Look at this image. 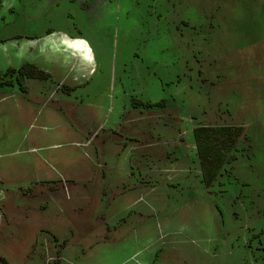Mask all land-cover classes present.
<instances>
[{"label":"rangeland","instance_id":"374dc122","mask_svg":"<svg viewBox=\"0 0 264 264\" xmlns=\"http://www.w3.org/2000/svg\"><path fill=\"white\" fill-rule=\"evenodd\" d=\"M54 31L88 42L93 68L58 39L48 40ZM30 92L67 99L66 116L87 114L83 126L94 131L89 165L81 158L63 169L81 180L88 172L103 177L83 181L82 195L69 203L131 202L128 191L143 178H128L129 172L147 174L149 167L159 174L147 196L152 264H161L158 257L165 264H264V0H0V96ZM80 104L85 112L69 108ZM15 108L21 106L0 99V123L8 126ZM52 116L43 121L63 126L66 119L70 127V118ZM201 124L243 125L246 133L236 158L209 186L199 174L192 136ZM118 152L124 167L113 162ZM59 153L78 156L71 148ZM17 154L3 158L4 185L12 191L29 178L17 164H33L28 154ZM180 156L187 170L174 178L184 164L169 162ZM131 159L141 162L129 167ZM117 170L128 180L121 179L123 185L115 183ZM36 183L24 194H0V264H113L114 244L98 248L93 240L101 226L97 211L65 208L63 195L48 194V182ZM55 197L63 209L49 207ZM144 203L138 200L136 208ZM100 213L106 222L101 237L108 240L120 217ZM78 251L82 259L75 258Z\"/></svg>","mask_w":264,"mask_h":264},{"label":"crops","instance_id":"0c3cea01","mask_svg":"<svg viewBox=\"0 0 264 264\" xmlns=\"http://www.w3.org/2000/svg\"><path fill=\"white\" fill-rule=\"evenodd\" d=\"M86 44H88V42ZM88 45L87 47L90 51L91 58H88V60L90 61H88L87 65L89 66V68H93V65H95L94 55ZM78 53L79 52H77V55ZM0 99H8L11 102H13V104L18 103L21 106V109L18 108L13 109V113L9 117L10 119L8 118L9 127L0 123V194L1 196L5 198L4 196L9 194L11 195L24 194L26 189L32 188V186L39 185L36 182H44V184L48 182L47 186L52 187V190L50 191H53V192L49 191L48 194L52 196L63 195L62 197H64V199L61 198L62 203L58 202L57 200L53 202V200L56 199V197L52 198L49 207L54 204L59 208V210H61L63 209L61 205L67 204L65 205V208L66 206H70L73 208V210H82L84 207L86 208L88 204L85 206L78 205L76 208V206H74L75 204L72 202L69 203V201H72L73 198L82 195L81 193H83V189H80L78 187L82 185L83 181L89 182L88 178L97 179L99 175L100 177H103V173L99 172L98 174L97 171L94 174H90V172H88V175L86 176L87 178L81 180L78 176H73V174L71 173L69 174L65 173L66 172L65 170L67 168L68 163H72L74 161L77 164L81 158H84V162L88 163L89 165L90 157H89V153L87 152L89 151L88 144L91 139L90 136L94 133V131H91L92 134L90 135V133L87 131V127L83 126L85 125L84 121L86 123L87 121H89L87 114L86 116L80 114L75 119H72L69 116L70 115L69 113L68 116H66V113L69 110L66 107L67 99H62L55 95L47 97L44 94H37L36 92H30V94H28L27 96L24 94H15L14 96L13 95H6L4 97L0 96ZM62 100L64 104H62ZM79 107L82 111L85 112L84 110L85 107L83 105L76 107H69V108H72L73 110H77ZM57 113H60L63 116L71 119V120L68 119V124L70 125V127L67 126L66 119H65V123H63V126L62 123L61 124L57 123L56 120H52L50 122L43 121L44 116L47 115L50 118L53 115L52 119H56L54 116H57ZM25 115H28L27 119L29 120V123L26 126L24 123L25 120H23ZM118 115L119 112H117L116 116ZM107 121L108 119L105 118L102 119V121L99 123L97 128H99V126L103 122H107ZM79 124H82V126H80ZM43 128L45 129L43 130ZM69 131L71 132L72 135L74 132L75 137H72V135L67 136L66 133L67 132L70 133ZM26 140H28V142H25ZM6 142H12L11 146L14 144V148H10L11 146L4 147V144ZM67 144H71V145H67ZM146 146H150V144L146 143L145 147ZM141 147L143 146L141 145ZM68 148H71V150L76 151L78 156L84 153L83 157H80L77 160L78 156H72L69 155V153L66 155H62L59 153V152L63 153V151L68 150ZM194 148H195V143H194ZM135 149L136 148H134V150ZM41 151H43V153H41ZM137 152H140V150ZM195 152H196V148H195ZM16 153H18L17 155H21L22 157L25 154H28L29 156H31L30 160L31 163L33 164L29 165L27 168L24 167L23 163L17 164L18 168L23 169L22 170L23 173H28L29 178L26 183L23 184L20 183V185L16 186L15 189H13L12 191L10 185L8 186L4 185L6 180L9 179V177H7L8 175H6L8 173L6 168L8 164L4 161L3 158L4 156H10ZM117 154L118 156H116V160H114L113 162H115L116 166H118L119 168L121 167V163L123 162L122 166L124 167V162H126V160L124 159L125 160L124 161L122 157H120L121 155L119 152ZM70 158H73V160ZM128 158H130L129 155ZM119 159H122L120 163L118 162ZM134 159H137V157ZM139 160L140 159H138V161ZM133 161L134 160L131 159V163L130 162L128 163L129 167H132L134 165L135 162ZM137 162L135 164H137ZM144 162L146 163V158H144ZM169 163L175 165L176 164L178 165L179 163L184 164L183 166L178 165V170H180L181 172L180 174L177 175V177H175L173 174L172 175L174 176V178L185 176V171L187 170L186 168L187 165H185L187 164V160L185 157L182 158L181 156L177 157L174 159V161H171ZM45 165L55 168L56 171H50L48 166L43 168V166ZM10 169L16 170L17 168L10 166ZM147 170L149 171L147 172V174L146 173L142 174L141 170L140 171L136 170L135 173L129 172L128 178H132L134 180L135 178L138 179H141V177L143 178L133 186V189H130L128 191L129 193L131 192L134 195L131 202L122 203L117 206L113 204L108 206L106 204L102 206H99V204H97V207L94 204L88 205V207H93L97 211L95 212L93 217H95V220H97L99 224H101L100 230H96L93 232L94 242H97V244H99L98 248L101 247L103 244L113 243L114 248L117 249V257L116 259H114L113 264H152L153 256H154V252H152L151 249L153 247L152 245L153 220L151 219L152 215L150 211H148L151 204L149 200H147V196H151V194L153 193L154 186L152 180L153 177L159 174L152 173L149 167H146L145 172ZM198 170H199V174L201 175V170L199 165H198ZM116 174L118 177L115 183L119 185H123L120 184L121 179H123V181L127 179L121 177L122 174L120 170L119 171L117 170ZM36 189L34 190V192L40 193V191L42 190V185L36 187ZM29 192L30 190L27 191V193ZM100 196H101V191L99 192L98 195L99 201L102 200ZM3 198L1 201H3ZM138 200L139 201L143 200L145 202L144 203L145 208L142 207L136 208V204L138 203ZM65 201H67L68 203H64ZM103 209L105 211H110L111 213L114 214V216L109 214L110 218H114L115 220H117V216L120 217V220L116 221V223L114 224L112 230L113 234L110 236L108 240H104L102 239L103 237H101L102 234L104 233V229H105L104 225L106 224V222L103 221V218L100 213V211ZM117 212L119 214H117ZM162 233L163 231L159 236H157L158 239H161V237L163 238V236H161ZM209 237L210 236L208 235L206 239H204L206 243ZM80 238H84V234L82 232H80ZM99 240L101 241L99 242ZM90 247L91 246L88 247L89 250L91 249ZM89 250H87V256L89 255ZM81 253H85L84 248L82 249ZM81 253L80 251L76 252L75 258L82 259L84 255ZM158 258H157L158 263L159 262L161 264L166 263L165 260H159Z\"/></svg>","mask_w":264,"mask_h":264},{"label":"trees","instance_id":"16d2710c","mask_svg":"<svg viewBox=\"0 0 264 264\" xmlns=\"http://www.w3.org/2000/svg\"><path fill=\"white\" fill-rule=\"evenodd\" d=\"M243 125H206L193 127L192 136L201 170L202 181L212 184L221 168L236 158V145L246 137Z\"/></svg>","mask_w":264,"mask_h":264},{"label":"bare ground","instance_id":"6f19581e","mask_svg":"<svg viewBox=\"0 0 264 264\" xmlns=\"http://www.w3.org/2000/svg\"><path fill=\"white\" fill-rule=\"evenodd\" d=\"M95 5H98V2H95ZM98 8V7H97ZM48 40L52 41L53 39H58L59 41L62 42L63 46H67L66 49H71L73 50L76 54L78 53V56L80 57V59H82L81 57H83L85 60L88 58H91L90 55V51L87 47V44L85 43L84 40L79 39V38H69L67 36L61 35L59 32L54 31L49 38H47ZM42 40V39H41ZM40 41V40H39ZM38 40H36L35 42H39ZM66 49H62L60 50L61 52H67Z\"/></svg>","mask_w":264,"mask_h":264},{"label":"flooded vegetation","instance_id":"af4514ba","mask_svg":"<svg viewBox=\"0 0 264 264\" xmlns=\"http://www.w3.org/2000/svg\"><path fill=\"white\" fill-rule=\"evenodd\" d=\"M84 59V58H83ZM85 60V59H84ZM87 60V59H86Z\"/></svg>","mask_w":264,"mask_h":264}]
</instances>
